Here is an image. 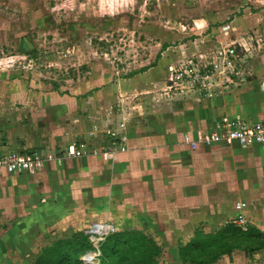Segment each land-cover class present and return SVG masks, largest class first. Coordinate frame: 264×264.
Returning <instances> with one entry per match:
<instances>
[{"label":"rangeland","instance_id":"obj_1","mask_svg":"<svg viewBox=\"0 0 264 264\" xmlns=\"http://www.w3.org/2000/svg\"><path fill=\"white\" fill-rule=\"evenodd\" d=\"M262 80L264 0H0V152L43 158L34 171L0 175V264H33L73 234L93 248L79 264H109L100 246L120 231L152 241L150 264H192L179 251L235 225L237 204L246 228L263 235L264 141L216 142V184L215 149L207 161L192 157L195 182L178 203L164 202L165 186L154 198L158 215L134 204L119 182L89 187L82 165L66 156L90 137L112 150L117 117L132 132L151 116L199 111L206 120L215 109L217 130L230 119L229 103L264 91ZM101 225L107 229L95 231ZM252 240L209 264H264V241ZM189 250L188 258L197 254Z\"/></svg>","mask_w":264,"mask_h":264},{"label":"crops","instance_id":"obj_2","mask_svg":"<svg viewBox=\"0 0 264 264\" xmlns=\"http://www.w3.org/2000/svg\"><path fill=\"white\" fill-rule=\"evenodd\" d=\"M260 84L264 86V80L260 81ZM229 110L230 119L227 120L231 122L240 120V123L251 124L264 121V91L262 88L256 87L255 91L244 97L239 96L234 103H229ZM214 112L216 110L212 109L206 120L202 118L204 114L199 111L187 118H183L185 114L182 111L181 116L175 112L164 113L156 119L151 116L148 119V125L145 123L144 127L133 125L132 132L128 125L123 127L120 124L121 119L117 117L113 133L116 136V142L112 150L100 149V144L97 141L94 143V138L90 137L88 141L85 140V151L89 153V150L92 151L94 148L95 153L70 159L82 165L84 183L89 187L95 188V184H97L102 190H108L113 189L114 185L116 187L119 182L123 190L129 192L130 195L132 193L134 204H138L145 210V213L158 215L159 204L157 203L159 202L155 200L162 197L166 189L170 188L171 193L168 192V196L164 198L169 197L170 200L166 199L164 202L169 203L172 200V202L178 203L177 198L181 197L182 192L189 189L190 182L194 181L191 179V168H189V165L193 164L192 157L197 160L201 159L200 161H207V158L210 157H207L206 154L210 148L215 149V154L211 157V164L213 168L212 182L215 181L216 184V147L219 145L216 146L218 144L216 142L209 144L198 142L199 137L216 130V121L210 123ZM123 120L128 121L125 118ZM206 124L211 125L205 128ZM185 136L190 141L196 142L195 148L192 149L184 141ZM88 143L93 146L89 147ZM103 144L107 143L103 142ZM118 147L124 150L119 151ZM157 174H161L162 180L158 181L163 184L159 190L156 186L159 183L156 181ZM178 185L181 186L178 187ZM173 190L176 191L175 195ZM179 202L180 205H183V201Z\"/></svg>","mask_w":264,"mask_h":264},{"label":"trees","instance_id":"obj_3","mask_svg":"<svg viewBox=\"0 0 264 264\" xmlns=\"http://www.w3.org/2000/svg\"><path fill=\"white\" fill-rule=\"evenodd\" d=\"M253 238H260L263 244V235L255 228H246L241 230L236 225H227L219 230L215 236L198 242L199 239L190 241L186 248L196 255L186 256V248L179 251V259L192 264H209L223 253H230L237 247L238 241H254ZM202 246H206L203 248ZM258 247V248H260ZM93 248L88 242L86 236L73 234L69 239L58 240L50 246L42 249L35 258L33 264H79V256L85 251H91ZM201 249V250H200ZM201 257L198 256V251ZM101 260H108L109 264H150L153 255L157 253L156 247L152 241L147 240L142 233L138 231H120L107 236L100 246Z\"/></svg>","mask_w":264,"mask_h":264},{"label":"built area","instance_id":"obj_4","mask_svg":"<svg viewBox=\"0 0 264 264\" xmlns=\"http://www.w3.org/2000/svg\"><path fill=\"white\" fill-rule=\"evenodd\" d=\"M184 141L193 149L196 142L190 141L187 136ZM219 141L227 143L235 142L242 147L249 146L255 143H262L264 141V121L255 122L253 124L240 123L239 121L223 120L218 129L214 132L199 137L198 142L209 144ZM117 150L124 149L118 147ZM85 154V144L81 143L78 146L73 143L67 147L66 156L68 158H79ZM43 158L35 151H7L0 152V175L2 173L15 174L30 172L38 169L43 162ZM50 159V156L47 157ZM237 210V217L234 224L246 230V222L241 214V205L235 206ZM102 226V225H101ZM102 230H106V226H102Z\"/></svg>","mask_w":264,"mask_h":264},{"label":"bare ground","instance_id":"obj_5","mask_svg":"<svg viewBox=\"0 0 264 264\" xmlns=\"http://www.w3.org/2000/svg\"><path fill=\"white\" fill-rule=\"evenodd\" d=\"M102 228H104V227H102V226H95V231H97V230L100 231Z\"/></svg>","mask_w":264,"mask_h":264}]
</instances>
